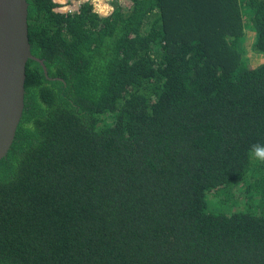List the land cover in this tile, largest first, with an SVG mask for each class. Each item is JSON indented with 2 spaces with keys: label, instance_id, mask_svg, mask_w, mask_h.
I'll return each mask as SVG.
<instances>
[{
  "label": "trees",
  "instance_id": "1",
  "mask_svg": "<svg viewBox=\"0 0 264 264\" xmlns=\"http://www.w3.org/2000/svg\"><path fill=\"white\" fill-rule=\"evenodd\" d=\"M26 1L0 264H264V0Z\"/></svg>",
  "mask_w": 264,
  "mask_h": 264
},
{
  "label": "water",
  "instance_id": "2",
  "mask_svg": "<svg viewBox=\"0 0 264 264\" xmlns=\"http://www.w3.org/2000/svg\"><path fill=\"white\" fill-rule=\"evenodd\" d=\"M32 55L26 0H0V160L7 154L24 110L26 64Z\"/></svg>",
  "mask_w": 264,
  "mask_h": 264
},
{
  "label": "rangeland",
  "instance_id": "3",
  "mask_svg": "<svg viewBox=\"0 0 264 264\" xmlns=\"http://www.w3.org/2000/svg\"><path fill=\"white\" fill-rule=\"evenodd\" d=\"M115 2L118 3L120 6H122L124 9L130 7V5H131L130 0H97V1L92 0V3L94 4V6L96 8H98L100 6L99 4L104 5L103 6V9H104L103 13L104 14H101V15L110 14L112 11V6H114ZM240 41L243 45L245 44V48L248 49L249 45H250L249 33L246 32V34L244 35V37ZM256 63H258V62H256ZM213 200H214V198H213Z\"/></svg>",
  "mask_w": 264,
  "mask_h": 264
},
{
  "label": "clouds",
  "instance_id": "4",
  "mask_svg": "<svg viewBox=\"0 0 264 264\" xmlns=\"http://www.w3.org/2000/svg\"><path fill=\"white\" fill-rule=\"evenodd\" d=\"M249 151H250L251 157H253L255 160L264 162V143L253 144Z\"/></svg>",
  "mask_w": 264,
  "mask_h": 264
},
{
  "label": "crops",
  "instance_id": "5",
  "mask_svg": "<svg viewBox=\"0 0 264 264\" xmlns=\"http://www.w3.org/2000/svg\"><path fill=\"white\" fill-rule=\"evenodd\" d=\"M91 2H92V0H91ZM99 5H100V6H99L98 8H96V7L94 6L95 10H96L99 14H104V13H103V11H104L103 6H104V5H102V4H99ZM107 15H109V14H107ZM104 16H106V15H104Z\"/></svg>",
  "mask_w": 264,
  "mask_h": 264
}]
</instances>
